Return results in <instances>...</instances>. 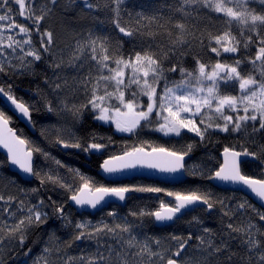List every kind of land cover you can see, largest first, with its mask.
Listing matches in <instances>:
<instances>
[{
    "label": "snow or ice",
    "instance_id": "1",
    "mask_svg": "<svg viewBox=\"0 0 264 264\" xmlns=\"http://www.w3.org/2000/svg\"><path fill=\"white\" fill-rule=\"evenodd\" d=\"M128 3L0 0V264L47 260V246L29 256L36 234L55 238L66 264H264V210L236 194L264 208V0ZM29 77L34 100L16 94ZM10 112L48 147L98 158L102 175L52 156ZM131 171L192 183L102 182ZM220 184L235 191L223 195ZM109 199L139 202L121 215L118 205L105 212ZM161 225L183 227L144 231ZM80 245V256L67 255Z\"/></svg>",
    "mask_w": 264,
    "mask_h": 264
},
{
    "label": "trees",
    "instance_id": "2",
    "mask_svg": "<svg viewBox=\"0 0 264 264\" xmlns=\"http://www.w3.org/2000/svg\"><path fill=\"white\" fill-rule=\"evenodd\" d=\"M62 2H66V0H62ZM155 3H159V4H164V5H168L170 3H172V0H129L128 3V7L129 8H133L135 10H140L141 6H146L149 4H155ZM74 15V13H68L69 19H71V17ZM97 18L98 19H103L104 18V13L101 11H97L96 12ZM55 32L57 33L58 38H70L71 35V30L68 29L67 30V36L65 35V29L62 28L59 24H55L53 25ZM95 28L97 30L100 31H107V27L105 26H101L99 23L95 24ZM28 79H31V77L24 79L23 81L18 80V84L19 87L16 88V94L25 99V100H30L31 99H35V97L32 96V93L25 91L26 88L29 87H34V85H29L28 84ZM0 107H5L3 100L0 98ZM69 107H71V105H69ZM33 119L37 120L38 123L44 124V123H50L45 121V118L43 116L40 115H35L33 116ZM13 127H16L22 131L25 132L26 136L29 139H34V140H40V142L43 144V146H45L46 148H48V150L54 154H58L59 156H61L62 158H65L66 155H64V150L60 149L59 147H48L47 144H45L43 142V140L40 138L39 133L37 131H35V135L31 136L30 134H28V132L14 119L13 120ZM94 126V125H93ZM107 127V126H105ZM55 132V127L53 126V128L48 130V135L51 137V139L54 141L55 140V135L53 134ZM115 139H120L119 136H116ZM161 143H168V141L166 140V138H163L161 136L160 138ZM222 151V147L220 149ZM63 153V154H61ZM74 155H79V154H74ZM196 155H199V153H197ZM195 158V157H194ZM77 166L79 167V170L84 172L85 174L92 176L94 178H99L96 174L98 168H99V163L101 162L100 160H98V158H91L90 160L87 162L84 161V156L80 155L79 158H75V161H73ZM190 164H192V161H189ZM87 164V166L85 165ZM5 174L8 175V172L5 170ZM103 182V181H102ZM121 183H127V184H133V183H152V184H156L158 186L161 187H168V188H174V189H179L182 187H188L192 182L188 181V184H184V185H166V184H162V183H158V182H153V181H148V180H143V179H133L131 181H125V182H120V183H112V184H121ZM110 184V183H109ZM217 192L223 194V195H227L229 194L228 191H221V190H217L215 189ZM238 195H241L239 193H236ZM163 199L167 200V197H162ZM138 199L137 200H129L127 202V204L124 207H118V211L120 212L121 215H124L128 212L129 208H133L135 207V205L138 203ZM111 206H115V205H111ZM158 208V201L154 202L151 204L150 206V210H157ZM112 210V208L109 206L107 209H105V212ZM97 219H99V214L96 217ZM86 219H92L91 217H86ZM205 223L211 225L214 229H218L219 225L209 219H205ZM183 227L182 225H178V226H174V227H163V228H156L155 226L151 227V228H146L144 229V231H148L149 233L153 234L154 236H160L165 234L166 232H172V231H176L177 234H179V229ZM37 236H39V243H37L35 245V247H33V251L31 253H29V256L32 257L33 259H35L36 255L42 252V249L47 246L49 248V253L47 256V260H41L40 264H48V261L51 262V264H59L58 261V257L60 259H63L65 261L66 264V260L67 257L64 255V250L62 249V247L60 246V243L53 238L52 240H49L48 236L45 235H40V234H36L34 236V239H37ZM32 239V238H31ZM29 246L31 245V242L29 244ZM84 247V245H80L79 247L73 248V249H69L67 250V255H71V256H80V248ZM93 248L95 247L94 245L92 246ZM24 251H27V249H25ZM190 252L196 253V258H199V254L197 252V250L195 249V247H193L192 249L189 250ZM13 255L15 256V253H13ZM186 258H193L192 256L186 257ZM25 259H28V257L25 256H21L20 260L18 262V264H23V261Z\"/></svg>",
    "mask_w": 264,
    "mask_h": 264
},
{
    "label": "water",
    "instance_id": "3",
    "mask_svg": "<svg viewBox=\"0 0 264 264\" xmlns=\"http://www.w3.org/2000/svg\"><path fill=\"white\" fill-rule=\"evenodd\" d=\"M3 99V98H2ZM5 107H7L6 102L3 100ZM9 114L13 115L14 119L28 132V134H30L31 136L35 135V131L33 130V128L31 126H29L27 124V122L25 120H23L22 118H17V114L10 112ZM4 155V150L0 149V156ZM90 160L89 158H85L84 157V161L88 162ZM87 166V164H85ZM18 170L15 168L11 169V172L15 173ZM97 176L100 177L102 175V173H100L99 168L96 172ZM133 179H145L148 181H154V182H158V183H162V184H166V185H179L177 184V180L178 178H174L171 176H165V175H160L157 173H153V172H148V171H131V172H125L123 174L120 175H116V176H108L105 177L103 182L105 183H120V182H125V181H131ZM217 190H221V191H230L233 192L235 191V186L233 185H224V184H220L216 186ZM241 195H247L248 199L250 200L251 203L255 204L256 207L261 208V210H264V208L261 207V203L250 193H244V192H237ZM169 198L167 197V200ZM111 205H115V206H119V207H124L125 204L124 202H119V201H115L112 199H109L106 202V206L105 209H107L109 206ZM95 211V210H92ZM156 228H163L166 226H155Z\"/></svg>",
    "mask_w": 264,
    "mask_h": 264
},
{
    "label": "rangeland",
    "instance_id": "4",
    "mask_svg": "<svg viewBox=\"0 0 264 264\" xmlns=\"http://www.w3.org/2000/svg\"><path fill=\"white\" fill-rule=\"evenodd\" d=\"M17 19H18L20 22H22V23L25 22V21L23 20V18L17 17ZM57 147H58V146H57ZM64 151H65V150H64ZM51 154H52V156H54V157H56V158H59V159L63 160L66 164H70V165H72L73 167L79 169V167L75 166L76 164L73 162V161H75V158H72V157H69V156H66L65 158H62V157L59 156L58 154H54V153H52V152H51ZM61 154H63V153H61ZM52 167L55 168V164H54V162H53ZM193 167L195 168L196 166L193 165ZM61 171L64 172V170H61ZM4 175L7 176V175L5 174V171H4ZM75 179L78 180V177H76ZM10 190H11L13 193H15V189H10ZM228 193H229V194H227V195H231V194H232V192H230V191H228ZM237 195H238V194H237ZM238 196H240V195H238ZM34 236H35V235H34ZM34 236L32 237V240L34 239ZM0 239H3V237H0Z\"/></svg>",
    "mask_w": 264,
    "mask_h": 264
}]
</instances>
